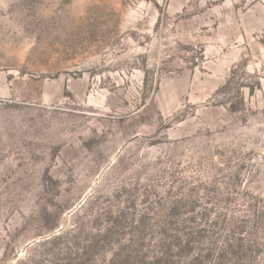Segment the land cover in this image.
<instances>
[{"label": "rangeland", "instance_id": "obj_1", "mask_svg": "<svg viewBox=\"0 0 264 264\" xmlns=\"http://www.w3.org/2000/svg\"><path fill=\"white\" fill-rule=\"evenodd\" d=\"M0 264H264V0H0Z\"/></svg>", "mask_w": 264, "mask_h": 264}]
</instances>
